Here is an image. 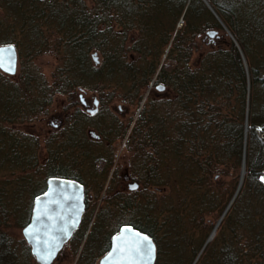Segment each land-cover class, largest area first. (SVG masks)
<instances>
[{
  "label": "trees",
  "instance_id": "trees-1",
  "mask_svg": "<svg viewBox=\"0 0 264 264\" xmlns=\"http://www.w3.org/2000/svg\"><path fill=\"white\" fill-rule=\"evenodd\" d=\"M90 1L92 7L88 0H0V46L14 45L20 64L18 80L0 71V264H36L25 238L12 229L29 223L34 199L49 178L83 183L73 169L77 164H65L66 155H74L77 163L94 157L96 172L104 170L102 157L91 155L94 150L76 146L83 138L82 124L93 118L80 110L75 123L70 119L73 127L67 134L64 130L63 156L57 162L58 150L50 151V168L40 181L33 175L40 170L38 141L18 135L12 125L47 111L54 97L84 88L140 102L152 81L175 96L148 99L143 112L150 108V116L141 113L136 121L134 134L158 148L157 157L150 155L158 161L145 165L138 180L145 187L170 186L180 202L167 197L163 219L153 214L155 200L149 195L140 200L139 192L112 198L108 192L112 201L104 207L86 200L83 224L69 241L75 254L81 249L76 264H98L123 225L154 240L156 264H264V0H207L214 13L203 0ZM213 29L211 48L194 61L198 38ZM133 32L138 35L130 45ZM133 50L132 59L128 52ZM93 52L100 57L97 65ZM49 53L60 62L53 81L35 62ZM113 122L101 121L99 132L112 137ZM51 144L56 145V136L47 140ZM243 167L242 189L224 228L207 243V215L220 217L234 196L215 188L213 174L234 170L236 190ZM16 174L21 176L17 181ZM93 195L99 200L102 193ZM85 220L93 225L84 241Z\"/></svg>",
  "mask_w": 264,
  "mask_h": 264
},
{
  "label": "rangeland",
  "instance_id": "rangeland-1",
  "mask_svg": "<svg viewBox=\"0 0 264 264\" xmlns=\"http://www.w3.org/2000/svg\"><path fill=\"white\" fill-rule=\"evenodd\" d=\"M205 4L210 8V10L213 12L214 9L212 6L207 2V0H203ZM89 6L92 7L91 1L88 0ZM214 13V12H213ZM221 25H223L220 22ZM183 25V20L181 19L179 23V27ZM223 33L227 34V37L234 41L233 35L226 29L223 28ZM213 32L214 35L210 36L208 33ZM208 33H204L201 37L198 38V50L195 54L194 61H197L201 55L204 54L205 51L208 50V48H211L212 39L216 37V30H210ZM137 33L133 32L129 34V44L131 45L135 39H137ZM171 44V43H170ZM207 44V45H206ZM210 44V45H208ZM169 47V46H168ZM134 50L128 52L129 58H136L134 57ZM92 55L95 58H97V61H95L96 65L100 62V57L98 53L93 52ZM166 56V55H165ZM164 56V58H166ZM36 65L39 67L41 73L43 74V77L46 79L53 81V72L55 70V67L57 63H60L58 61V57L54 53H49L43 56H40L38 59H36ZM5 74L4 72H2ZM20 74V64L18 65V70L16 75L13 77H9L6 75V78H10L11 80H18ZM124 76H120V78H123ZM112 88V86H110ZM160 88V89H159ZM162 88V89H161ZM112 90V89H111ZM120 95L125 94V90L123 93H119ZM101 90L92 91L88 88H84L80 91H77L76 94L70 95V96H58L54 97L53 103L48 107L47 111L36 115L28 122L22 123V124H15L12 125L15 127V131L19 132L18 135H22V133L26 135H29L31 137H34L38 141V153H37V165H39L40 170H34V178L37 181L44 180L46 173L48 172V169L50 168L49 161L53 158V155L50 153L52 150H58V154H55V160L57 158V162L60 157L63 155L61 154V151L59 150V145L63 143V140H65L64 136V130L66 131V134L70 127H73L72 122L70 119H74V123L76 122L75 118H78L76 114V110H80L82 113H86V115H90L88 109L84 107V104L82 103V99L87 101L89 103V109L95 110L96 113L92 116V120L87 124L83 123L81 128L83 134V138L78 141L76 144L78 150H84L86 151V148H91L94 150L91 152V155L95 153L98 157H102L103 160H101V164L104 165V170L98 174L95 170V167L92 163V160L94 157L87 158L82 163H77L73 155H66L67 160L65 162L66 165L69 163L77 164L73 166L74 172H78V174H82V178L86 181L88 185H90V191L89 194L93 196V204L95 208L98 206V203L102 204V206H108L111 201L108 199V196L106 194L110 192L111 198L112 195L117 193H134L139 192L140 194V200L141 197L144 198L145 196H150L153 200H155V203H157L156 207L154 208L153 214H158L160 218L165 219L167 217V210L162 208V205L166 202L167 197L171 198L176 204L180 202L181 195L178 193H175L170 186H165L162 188L148 185L145 187L139 182L140 176H143L144 173L139 174V171L143 170L145 165H152L155 163L157 158H151L150 155L157 157L156 151H158V148H152L149 147V145L145 144L144 137H140V135L134 134V127L136 125V121L140 117L141 113H145V117L150 116V111L146 112L144 111L145 104L147 103L148 99H156V100H169L175 96L174 91L168 87H165L162 84H154V81H152L148 88L144 90V97L142 101L138 102L135 99H126L123 96H102ZM82 98V99H81ZM98 102V105L94 104V101ZM161 101V102H162ZM104 102V103H103ZM96 114L99 116L96 117ZM142 115V114H141ZM71 117V118H69ZM82 119V118H81ZM114 120L112 124H110L111 128L114 131H108L112 135V137L109 138L107 135H103L99 132L100 126L97 125L101 121H108ZM52 122L54 124H61L60 130L58 131L60 134H56L57 130L55 129V126L52 125ZM97 122V123H96ZM115 124V125H114ZM63 125V126H62ZM114 125V126H113ZM117 125V127H115ZM75 126V125H74ZM248 128H246V131ZM145 134L148 133V129H145ZM65 134V135H66ZM94 134V135H93ZM51 136H56V145L53 147L47 145V140ZM106 136V137H105ZM58 137V138H57ZM133 137V138H132ZM68 139V138H67ZM62 142V143H61ZM71 146V145H70ZM173 146V145H172ZM168 147V153L170 154L173 152V148ZM91 150V151H92ZM166 153V154H168ZM89 154V153H88ZM172 154V153H171ZM90 155V156H91ZM159 156V155H158ZM150 158L151 161L146 163V159ZM63 160V161H64ZM162 169H166L165 166H162ZM79 174V175H80ZM214 173L212 177V182L217 190H221L224 193L227 192L228 196L231 195L232 192H234L232 195V200L227 206L226 210L222 213L220 217H217V215H207V224L210 226L211 234L207 240V243H212V241L217 237L218 233H220L221 229L224 228V221L227 219L228 214L231 211L232 205L239 195L241 189H242V183H243V177L245 175L244 167L240 171V180L239 185L235 190V181H236V172L234 170L231 171L228 175ZM106 175V176H105ZM128 176L130 179L129 181L138 182L140 184V188L138 190H130L127 186V182L125 177ZM17 177H21L20 174L15 175V180ZM113 177V178H112ZM17 181V180H16ZM90 183V184H89ZM94 185V186H93ZM92 186L94 188H92ZM107 190V191H106ZM144 190V191H143ZM142 191L144 193H142ZM102 193V196H100V201L97 200V195H93V193ZM105 196V197H104ZM103 199V200H102ZM227 200V199H226ZM143 203H146L143 201ZM178 205V204H177ZM181 207V205H179ZM178 206V207H179ZM166 207V206H165ZM107 208V207H105ZM187 209V208H186ZM182 210V208H181ZM162 219V220H163ZM86 222L84 225V241L88 240L89 234L92 230V223ZM16 224V223H14ZM17 226V225H16ZM212 228V229H211ZM203 230V229H202ZM12 233L21 238L23 236V232L20 228L14 227L12 229ZM203 233V231H201ZM116 234V233H115ZM24 237V236H23ZM84 241L82 245H80V248L83 246ZM75 245L70 244L68 242L65 247L61 250L58 257L54 261L53 264H76L79 259V253L81 252V249L75 254L74 252ZM202 252H200L201 254ZM199 254V256H200ZM35 259V258H34ZM36 261V260H35ZM35 264V263H34ZM36 264L37 261H36ZM99 264V262H98Z\"/></svg>",
  "mask_w": 264,
  "mask_h": 264
},
{
  "label": "water",
  "instance_id": "water-1",
  "mask_svg": "<svg viewBox=\"0 0 264 264\" xmlns=\"http://www.w3.org/2000/svg\"><path fill=\"white\" fill-rule=\"evenodd\" d=\"M208 34L214 35L213 32ZM18 65L19 55L16 47L0 46V70L8 75H15ZM133 186L135 189L138 187L136 183ZM85 206V189L80 182L60 177L47 180V188L34 199L30 221L22 230L38 264L54 263L79 228ZM144 245H147V248ZM153 248L154 251H151ZM156 262L157 246L154 240L130 225H123L112 236L110 248L99 264Z\"/></svg>",
  "mask_w": 264,
  "mask_h": 264
},
{
  "label": "flooded vegetation",
  "instance_id": "flooded-vegetation-1",
  "mask_svg": "<svg viewBox=\"0 0 264 264\" xmlns=\"http://www.w3.org/2000/svg\"><path fill=\"white\" fill-rule=\"evenodd\" d=\"M1 71V70H0ZM2 72V71H1ZM5 75H7V76H9V77H13L14 75H8V74H6L5 73ZM16 75V74H15ZM82 99V98H81ZM82 103L84 104V107L86 108V109H88V111H89V113H90V116L92 115H94L95 113H96V111L95 110H92V109H89V103L87 102V101H85V100H83L82 99ZM94 104L95 105H98V102L95 100L94 101ZM52 125H54L55 126V129L57 130V132H56V134H60L58 131L60 130V127H61V124H54L53 122H52ZM63 126V125H62ZM94 135V134H93ZM113 178V177H112ZM125 179H126V182H127V186H128V188L130 189V190H138L139 188H140V184L138 183V182H133V183H131L132 181H129V177L128 176H126L125 177ZM84 180V179H83ZM83 183H81L83 186H84V189H85V205H86V200H87V202H90L92 199H93V196L91 195V194H89L90 193V191L92 190V189H90L89 187H90V185H88L87 183H86V181L84 180V181H82ZM134 183H136L137 185H138V187L135 189L134 188ZM90 184V183H89ZM94 186V185H93ZM92 186V188H94ZM107 191V190H106ZM86 192H88V196H87V193ZM85 215H86V206H85V213H84V215H83V218H82V222H81V224H80V226L79 227H81V225L83 224V221H84V217H85Z\"/></svg>",
  "mask_w": 264,
  "mask_h": 264
},
{
  "label": "snow or ice",
  "instance_id": "snow-or-ice-1",
  "mask_svg": "<svg viewBox=\"0 0 264 264\" xmlns=\"http://www.w3.org/2000/svg\"><path fill=\"white\" fill-rule=\"evenodd\" d=\"M145 240H147V238L145 237ZM145 248H147V245H144ZM151 251H154V248L153 249H150Z\"/></svg>",
  "mask_w": 264,
  "mask_h": 264
}]
</instances>
